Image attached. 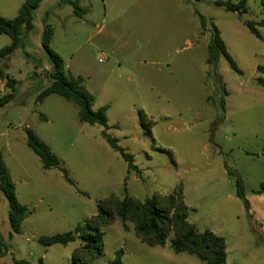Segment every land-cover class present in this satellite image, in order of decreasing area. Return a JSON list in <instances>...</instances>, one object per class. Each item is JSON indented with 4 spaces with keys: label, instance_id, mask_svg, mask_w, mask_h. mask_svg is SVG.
<instances>
[{
    "label": "rangeland",
    "instance_id": "obj_1",
    "mask_svg": "<svg viewBox=\"0 0 264 264\" xmlns=\"http://www.w3.org/2000/svg\"><path fill=\"white\" fill-rule=\"evenodd\" d=\"M66 1L44 0L21 47L0 60L18 88L0 110V148L17 197L32 212L12 237L9 204L0 191V235L7 244L0 264H74L80 240L47 248L39 239L74 231L112 194L144 200L170 195L180 185L188 221L225 239L228 264H264V88L258 85L264 79V27L257 26L259 39L244 24L264 21L261 0H249L242 17L216 7L217 0H82V18ZM25 2L0 0V16L14 19ZM46 16L54 29L51 50L67 76L83 78L94 110L108 106L107 128L82 123L78 107L61 96L37 102L53 82L42 46ZM212 25L239 71L224 56L208 65ZM11 42L0 34V50ZM5 84L0 79V96L9 92ZM27 129L51 147L62 169L43 168L26 145ZM104 130L134 156L141 177L129 172ZM238 178L249 212L237 197ZM103 231L104 256L95 264H110L119 251L123 264H205L173 252V235L165 246L149 247L131 223L117 220Z\"/></svg>",
    "mask_w": 264,
    "mask_h": 264
},
{
    "label": "trees",
    "instance_id": "obj_2",
    "mask_svg": "<svg viewBox=\"0 0 264 264\" xmlns=\"http://www.w3.org/2000/svg\"><path fill=\"white\" fill-rule=\"evenodd\" d=\"M44 0H26L18 11L14 19H7L0 16V34L7 35L11 38V44L0 50V60L8 59L23 44L25 31L33 29L32 21L34 12L38 10ZM82 0H67L78 18H82L86 14L80 4ZM196 2H208L211 0H195ZM248 1L240 0L235 3L233 0L214 1V5L223 8L227 12L236 13L242 17L248 12ZM264 5V0H261ZM63 0H61L60 6ZM48 16V15H47ZM43 19L42 46L46 50L51 64V75L53 82L44 88L37 97V102H43L50 95H58L68 102L74 104L79 109V120L82 123L92 126L100 125L107 128L108 106L99 110L93 109L94 97L88 92L83 85L82 77L70 78L64 71V63L62 58L53 52L50 48L51 41L54 36V29L49 23V18ZM199 18L203 27L206 26V19L199 14ZM245 26L257 38L262 36L257 26L264 27V21L251 22L245 21ZM213 26L211 40L207 48V63L210 66H216L221 57H226L231 66L239 71L236 63L229 55L227 48L221 38L219 29ZM0 79L6 82L5 86L9 90L8 93L0 96V110L6 105L13 102L16 98L18 88L15 86L16 81L11 79L2 68H0ZM258 85L264 88V79L258 80ZM219 107L226 111L225 99L219 102ZM42 118L47 117L42 114ZM150 123V121H149ZM150 134V132H149ZM102 137L108 145L118 152L128 164L129 172H134L138 177L142 176L141 169L135 164V159L127 149L119 144L117 138L112 137L106 130L102 131ZM26 145L41 160L45 170L61 168V162L54 154L51 147L43 142L38 135L32 130H26ZM229 173H232L226 165ZM66 180L75 185V182L65 174ZM237 197L244 203L245 209L249 212L251 205L245 196L243 181L236 179ZM0 191L9 204L8 218L13 233L21 234L24 221L32 214L28 207L22 204L16 193V185L12 180L10 171L5 163L3 151L0 148ZM264 192V184L259 190ZM85 195L84 193H82ZM189 208L185 203L183 188L180 185L170 195H153L144 200H139L129 195L120 198L114 194L105 200H100L97 204V214L91 219L79 224L74 231L59 233L53 236H43L39 239L44 247H51L55 244L67 246L77 240L81 241V245L77 252L80 257H74V264H95V261L104 256V231L103 228L121 221L122 223H131L134 225L135 233L141 243L149 247H163L170 240V246L175 253H187L196 256L205 264H228L227 262V245L223 237H220L210 230L201 233L194 224L188 221ZM7 244L0 235V257L5 253ZM123 251L117 253V257L110 264H123Z\"/></svg>",
    "mask_w": 264,
    "mask_h": 264
},
{
    "label": "built area",
    "instance_id": "obj_3",
    "mask_svg": "<svg viewBox=\"0 0 264 264\" xmlns=\"http://www.w3.org/2000/svg\"><path fill=\"white\" fill-rule=\"evenodd\" d=\"M99 62H100V63H103V62H104V59H103V58H100V59H99Z\"/></svg>",
    "mask_w": 264,
    "mask_h": 264
}]
</instances>
